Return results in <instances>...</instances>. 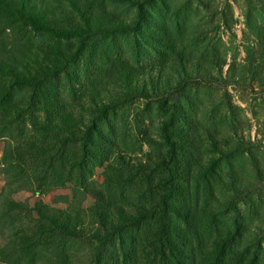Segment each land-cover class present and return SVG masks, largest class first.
I'll return each mask as SVG.
<instances>
[{
    "label": "rangeland",
    "instance_id": "obj_1",
    "mask_svg": "<svg viewBox=\"0 0 264 264\" xmlns=\"http://www.w3.org/2000/svg\"><path fill=\"white\" fill-rule=\"evenodd\" d=\"M52 1L51 14L71 12ZM91 4L128 26L87 37L66 24L26 31L39 63L58 61L44 89L83 123L62 146L73 168L59 178L20 158L17 147L40 137L29 120L0 128V264H264V0ZM126 63L146 77L148 95L121 83ZM97 87L101 97L91 100ZM92 190L132 215L114 242L89 210ZM37 202L80 215L86 233L49 229ZM149 206H162L174 235L160 262Z\"/></svg>",
    "mask_w": 264,
    "mask_h": 264
},
{
    "label": "trees",
    "instance_id": "obj_2",
    "mask_svg": "<svg viewBox=\"0 0 264 264\" xmlns=\"http://www.w3.org/2000/svg\"><path fill=\"white\" fill-rule=\"evenodd\" d=\"M60 1L66 3L71 9V12L67 11V16L64 18L51 14L49 8L53 6L52 0H0V32L7 27L12 29L15 24L23 28L19 34L16 33L12 36H4L0 33V128L13 123L25 124L26 120H29L40 134L37 139L38 144L28 146L25 151L20 147H17L16 150L20 158L23 157V153H26L31 162H40V171L46 168L53 169L56 178H59L62 171H69L73 168L72 162L69 160L70 157L64 152L62 146L75 135V131L83 121L78 119L75 112L65 104L56 91L44 89L46 82L57 74L54 72L58 67L53 66L58 61L56 60L52 66L39 63V55L34 49L36 46L33 45L26 31L29 28L51 32L62 31L70 27L56 25L66 24L71 26V32L86 34L87 37L90 34L113 31L128 26L122 20H119L122 23L115 22L112 12L104 11V13L94 14L91 0ZM85 4L89 6V11L86 10ZM120 72L122 75L119 80L125 84L126 89L141 95H148L146 77H140L138 71L130 63H126ZM150 73L151 71H148V75ZM19 88L24 89L25 94L17 100L15 92ZM101 92L102 88L99 87L91 89L88 97L91 100H97L101 97ZM37 111H41L42 115L39 116ZM86 126L89 129L90 125ZM42 132H46V134L41 135ZM92 192L95 202L89 210L97 215V224L105 234L112 235L114 242L116 235L123 228V224L132 221V215L125 212L120 206L109 207V202L103 192L99 190H92ZM10 203L16 207L23 205L20 201L15 200ZM100 205L101 209L98 208ZM105 206L109 207L106 208L107 211L103 210ZM157 208L162 210V206H149L147 212L156 218L154 219L155 229L152 230L153 249L160 262L165 256V251L172 246L174 235L171 232V223L163 219V213ZM33 209L39 215L38 219L47 220L46 226L53 231L71 236H83L86 233L83 218L80 215L72 214L65 208L37 202ZM107 219H109L108 224ZM46 230L45 227H41L37 232L38 236L43 238ZM99 262L100 259H97V264ZM63 264L76 263L66 258Z\"/></svg>",
    "mask_w": 264,
    "mask_h": 264
}]
</instances>
